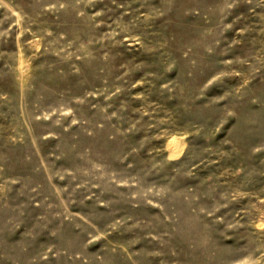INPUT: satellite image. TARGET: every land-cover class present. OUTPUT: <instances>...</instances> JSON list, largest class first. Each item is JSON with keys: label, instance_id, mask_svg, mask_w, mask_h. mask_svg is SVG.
<instances>
[{"label": "rangeland", "instance_id": "rangeland-1", "mask_svg": "<svg viewBox=\"0 0 264 264\" xmlns=\"http://www.w3.org/2000/svg\"><path fill=\"white\" fill-rule=\"evenodd\" d=\"M0 264H264V0H0Z\"/></svg>", "mask_w": 264, "mask_h": 264}]
</instances>
